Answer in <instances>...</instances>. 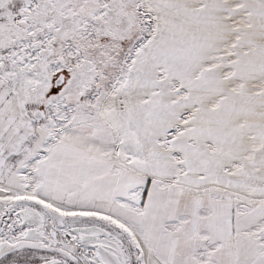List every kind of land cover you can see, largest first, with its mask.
I'll return each mask as SVG.
<instances>
[{
	"label": "snow or ice",
	"instance_id": "6c2138e0",
	"mask_svg": "<svg viewBox=\"0 0 264 264\" xmlns=\"http://www.w3.org/2000/svg\"><path fill=\"white\" fill-rule=\"evenodd\" d=\"M0 264H264V0H0Z\"/></svg>",
	"mask_w": 264,
	"mask_h": 264
}]
</instances>
